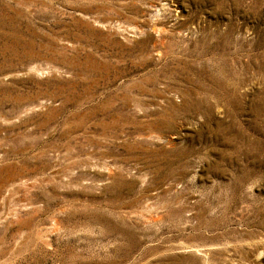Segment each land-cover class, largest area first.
<instances>
[{
    "label": "rangeland",
    "instance_id": "obj_1",
    "mask_svg": "<svg viewBox=\"0 0 264 264\" xmlns=\"http://www.w3.org/2000/svg\"><path fill=\"white\" fill-rule=\"evenodd\" d=\"M0 264H264V0H0Z\"/></svg>",
    "mask_w": 264,
    "mask_h": 264
}]
</instances>
